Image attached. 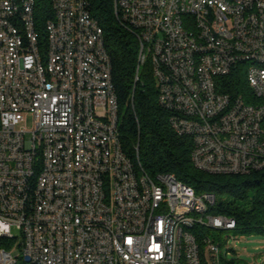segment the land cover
I'll return each instance as SVG.
<instances>
[{"label": "built area", "instance_id": "built-area-1", "mask_svg": "<svg viewBox=\"0 0 264 264\" xmlns=\"http://www.w3.org/2000/svg\"><path fill=\"white\" fill-rule=\"evenodd\" d=\"M209 1L202 9L199 0H183V7L113 0V11H123L116 19L138 41V68L150 64L172 130L191 139L193 164L206 174L263 171L257 119L264 71L253 70V60L264 59V0L261 10L252 0ZM50 2L53 19L42 41L35 0H0V264H216L220 238L206 234L200 245L184 230V244L173 246V233L190 222L221 234L223 223L235 221L209 214L215 197L197 195L173 175L133 172L120 142L110 58L89 2ZM175 9H189L194 36L177 30ZM203 20L212 21V35L203 32ZM203 36H215V47ZM217 38H229L230 49L219 48ZM187 44L197 48V70H189ZM232 63L244 66L248 89L259 97L251 111L221 85L208 90V77L220 84ZM250 139L261 141V151ZM27 167H38L33 184H25ZM24 190L31 199H22ZM183 203L204 206V215H187Z\"/></svg>", "mask_w": 264, "mask_h": 264}, {"label": "trees", "instance_id": "trees-1", "mask_svg": "<svg viewBox=\"0 0 264 264\" xmlns=\"http://www.w3.org/2000/svg\"><path fill=\"white\" fill-rule=\"evenodd\" d=\"M89 11L103 33V45L111 62V79L117 97L118 125L122 149L135 168L151 179L170 174L197 195L215 197L209 214L233 219L225 222L224 231L236 236L264 237V170L247 175L206 174L193 164L192 141L179 137L169 124L170 113L157 101L158 91L150 64L138 68V41L133 32L114 15L113 0H87ZM34 19L41 40L48 20L53 19L50 0H35ZM244 66L238 64L217 85V91L241 96L245 104L257 103L249 91ZM137 77V79H135ZM38 167L34 172L36 178ZM33 177V181H34ZM234 229V230H233ZM198 243L209 230L194 228ZM220 234V232H219ZM220 264H236L234 261Z\"/></svg>", "mask_w": 264, "mask_h": 264}, {"label": "bare ground", "instance_id": "bare-ground-1", "mask_svg": "<svg viewBox=\"0 0 264 264\" xmlns=\"http://www.w3.org/2000/svg\"><path fill=\"white\" fill-rule=\"evenodd\" d=\"M174 6L183 7V0H174ZM252 7L253 10H261V0H252ZM199 8L210 9V1L199 0ZM115 16L123 18V11H115ZM93 20L96 21L94 18ZM172 22H174L177 30H181V33H184L185 36H194V22L192 20V17H190L189 9H175V11H172ZM159 26H166V19H159ZM97 27H99L98 23ZM203 32H205V35H212L211 20H203ZM100 39L103 40V33L101 28ZM203 44L208 47H215V36H203ZM217 46L222 49H230L231 40H229V38H217ZM261 54L264 55V29L263 40H261ZM186 58H188L189 70H197L198 54L197 48H194V44H187ZM238 64L241 63H232V68ZM253 70L264 71V59L253 60ZM217 85L218 83L216 77H208V90H210V93L218 92ZM252 94L257 101L255 105H259V97H257L256 93ZM236 102H238L239 108H241L242 111H251V105L245 104L241 96L236 97ZM257 126L258 128H264V108H261V117H258L257 119ZM250 148H252L253 151H261V141H259V139H250ZM191 158L193 161V154H191ZM195 166L197 169L202 171V166ZM36 169V167H27V170H25V184H33L34 182H36V178L33 175ZM260 169H264V161H260ZM133 172H139L135 168L134 164ZM22 199H31V190H24V192H22ZM183 212H186L187 215H204V206H198L194 203H183ZM224 224L225 223H223V228ZM192 229L193 223L179 222L177 231H174L173 233V246H182V244H184V230ZM219 262L220 254L216 255V264H220ZM34 264H43V261L42 259H34Z\"/></svg>", "mask_w": 264, "mask_h": 264}, {"label": "rangeland", "instance_id": "rangeland-1", "mask_svg": "<svg viewBox=\"0 0 264 264\" xmlns=\"http://www.w3.org/2000/svg\"><path fill=\"white\" fill-rule=\"evenodd\" d=\"M29 122H31L29 118ZM28 127H31L29 123ZM14 234L18 233L13 231ZM210 239L223 242L220 257L224 262L234 261L236 264H264V237L236 236L232 231L219 234L216 230L210 231Z\"/></svg>", "mask_w": 264, "mask_h": 264}]
</instances>
